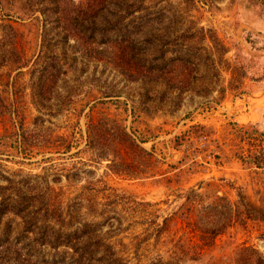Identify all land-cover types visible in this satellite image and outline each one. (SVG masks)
<instances>
[{"label":"rangeland","instance_id":"1","mask_svg":"<svg viewBox=\"0 0 264 264\" xmlns=\"http://www.w3.org/2000/svg\"><path fill=\"white\" fill-rule=\"evenodd\" d=\"M0 186V264H263L264 3L0 0Z\"/></svg>","mask_w":264,"mask_h":264},{"label":"trees","instance_id":"2","mask_svg":"<svg viewBox=\"0 0 264 264\" xmlns=\"http://www.w3.org/2000/svg\"><path fill=\"white\" fill-rule=\"evenodd\" d=\"M8 29L12 30V26H8ZM17 139L15 141L16 147H18V150L20 151L21 154L25 156H32L31 152L32 149L31 147L33 146L31 139L29 138L28 134L24 131L23 127L21 132L16 134ZM7 189L6 186H0V197H2L1 191ZM5 198V197H4ZM46 204L45 200L40 201V207L38 209H30V207L26 206L25 204L21 206L18 201H16L13 198H5L0 201V222L7 213H13L18 216H20L24 222H25V227L24 230L27 232V234H36L40 235L42 233V237L45 235L48 230H53L52 228L50 229L49 227L42 226L40 225L41 221L49 217L48 212L50 211V208L48 206H43ZM44 211V212H43ZM48 214V215H47ZM42 220H40V218ZM38 231V234H37ZM51 244L54 245V242L49 238ZM264 264V263H263Z\"/></svg>","mask_w":264,"mask_h":264},{"label":"water","instance_id":"3","mask_svg":"<svg viewBox=\"0 0 264 264\" xmlns=\"http://www.w3.org/2000/svg\"><path fill=\"white\" fill-rule=\"evenodd\" d=\"M264 3V0H261Z\"/></svg>","mask_w":264,"mask_h":264}]
</instances>
